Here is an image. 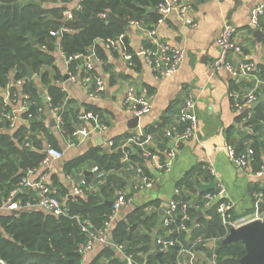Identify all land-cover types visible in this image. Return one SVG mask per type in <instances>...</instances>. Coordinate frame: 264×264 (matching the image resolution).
Listing matches in <instances>:
<instances>
[{
    "label": "crops",
    "instance_id": "crops-1",
    "mask_svg": "<svg viewBox=\"0 0 264 264\" xmlns=\"http://www.w3.org/2000/svg\"><path fill=\"white\" fill-rule=\"evenodd\" d=\"M182 1L190 4L189 16L193 19L195 26L184 21L179 14L172 13L167 21L158 27L160 40L171 41L187 52V57L177 72L170 77L157 76L145 61L142 49L151 47V45L148 43L144 31L133 25L129 26L127 35L130 46L139 58V63L133 60V55L127 52L124 43L119 49L114 50H110L104 45V60L98 57L99 60L95 64L97 74L107 84L105 93L100 96H91L89 87L79 81L73 82L65 79V75H68L69 72V62L59 48L54 53V64L64 79H58L57 72L53 67L47 68L49 84L43 83L40 75L34 74L33 80L45 104L46 97L50 96L49 86L55 85L67 93V99L65 98L62 103L68 101L66 103L68 115H73L74 111H85L91 105L101 109L109 124V129L104 134L93 132L89 136L79 135L76 136L77 138L70 136L63 132L57 124L51 125L55 116L53 112L47 111L46 105L44 116L31 122V119L29 121L23 116L27 104L25 102L27 94L23 90L24 79H12L11 83L0 88V97L4 101L6 109L18 115L16 127L9 133L12 134L25 125L28 138L31 130L30 124L42 121L45 131L40 129L33 132L32 138L25 142V146L45 157L49 147L59 149L64 154L60 159L50 158L48 163L41 162L39 167L30 169L34 171L26 175L31 180H37L42 175H46L47 182L53 187L52 177L56 176L62 189H66L67 194L71 196L74 188L80 185L76 182V176L84 174L85 180V168L87 167V170L91 172L89 175L93 176L88 191L99 192L100 185L104 180L100 181L97 174L92 171L93 166L97 165L93 160L84 161L81 169L76 170L73 175H67L64 168L67 162L84 157L92 149H100L101 154L113 152V149L108 145V142L112 140L116 141V147L121 148L126 145L133 155H139L143 161H133L135 162L134 166L148 168L149 174L147 175L154 180L150 187L135 188L141 181V176L137 172H134L133 169L113 171L126 182V186L117 190L115 196L119 191H123L133 197L132 204L119 212L118 221L125 218L136 207L145 206L148 214L157 213L154 229L158 230L163 221V213L160 211L166 210L175 197L176 188H184L186 196L191 198L196 192H202L204 186L211 182L215 184L213 191L219 190L217 182L223 184L225 192L222 198L230 199L235 203L238 215H252L255 212V194L261 180L240 168L230 158L227 150L231 144L242 147L243 145L241 146L238 141L243 138L244 133L242 115L234 109L230 93L234 90L249 91L254 83L247 78L237 79L225 69L215 70L212 62L219 55L218 35L226 23H231L238 29L237 37L243 43L247 57L256 63L264 75V37L258 41L253 35L255 30H252L250 26L251 10L256 5L263 3L264 0ZM77 2L78 0H75L69 4V9H74L78 5ZM148 21L140 24L150 27L152 24ZM261 30L264 32V18ZM129 54H131L133 66L129 64ZM129 86H134L139 94L153 97L151 110L140 117L139 125L134 129L129 128V122L135 116L130 109L121 104V98ZM262 96L264 97V94ZM189 97H193L195 100V114L199 121L198 131L195 137L177 142L166 132ZM261 124L263 128L264 122ZM81 126L82 123L76 122V130ZM141 132L152 134L151 139L146 141L147 138H144V140L149 149L160 155L162 163L170 161V158L163 153L164 142L168 143V149H175L176 156L171 159L168 169L160 168L152 163L144 157L142 147L128 141L130 136ZM36 138L41 141V148L36 145ZM139 150L142 152L140 153ZM210 169L215 171V176L211 174ZM94 181L96 182L94 183ZM188 181L195 182V187L198 190H189L186 184ZM22 194L24 197L20 199L24 202L38 195L36 190L26 188L23 189ZM61 197L66 204V195L61 193ZM149 207L152 210L149 211ZM193 212L195 218L202 223L195 234L204 238H215V236L206 234V225L213 219L215 211L197 207L193 209ZM9 213L0 211V214ZM221 243L222 241L218 245ZM212 246L213 244L210 243L208 246H203L202 249L208 251ZM103 249L104 247L96 246L84 260L89 257L90 263ZM113 251L115 257L124 264L116 251ZM103 260L106 259L103 258Z\"/></svg>",
    "mask_w": 264,
    "mask_h": 264
},
{
    "label": "trees",
    "instance_id": "trees-1",
    "mask_svg": "<svg viewBox=\"0 0 264 264\" xmlns=\"http://www.w3.org/2000/svg\"><path fill=\"white\" fill-rule=\"evenodd\" d=\"M73 1L75 0H0V88L11 83L12 79H24L23 90L29 98L25 97L28 109L23 116L29 121L42 118L46 104L39 95L35 81L27 78L26 66H30L34 74L40 75L43 83L49 84L48 67H53L58 79L63 80L64 76L58 72L54 64V53L58 48L67 58H72L76 54H88L93 50L104 60V45L108 39L127 33L131 22L142 23L149 20L148 22L153 25L160 16L158 12L153 13L150 9L156 7L161 0H78L77 4L80 7L73 9L74 18L65 22L64 12ZM110 12L121 18H128L129 25L121 27L110 23ZM104 13L107 17H102ZM63 26L67 31L60 36L52 35L51 32L58 31ZM29 36L36 39L38 44H31ZM98 39L101 42H98ZM124 47L133 55V60L139 63L136 52L130 46L128 35ZM82 64V60L71 59L68 65L69 72L82 76L85 72ZM94 72L97 73L96 69ZM49 94L52 105L61 104L67 96L65 91L55 85L49 86ZM262 97L254 110L252 122L257 134L245 136L238 141L241 146L244 141H250V146L255 150V168L264 164V142L258 134L262 130L261 123L264 122ZM3 103L0 97V112L7 110ZM67 111L66 104L62 112V130L77 138L74 135L76 122H80L78 116L83 111H74L73 115H68ZM85 111L97 112L104 116L102 110L93 105ZM1 124L3 130L0 131V202L9 196L26 176L23 174L24 171L39 167L45 158L43 154L25 146V142L32 138L33 132L40 129L45 131L42 121L30 124L28 138L25 125L10 134V123L6 121ZM35 140L36 145L41 148V141L37 138ZM167 146V142L162 145L163 149ZM122 157L121 150L101 154V150L97 148L90 150L82 158L67 162L64 168L67 175H73L76 170L81 169L86 160H93L102 171L107 172L99 192L86 190L85 196H70L66 189H62L58 178L52 177L57 196L62 198L63 193L67 197L68 215L56 216L35 208L25 209L18 215L12 212L0 214V264H83L84 258L78 252V247L87 241V236L74 216L90 221L95 229L105 226L112 210V206L107 202L115 197L117 190L126 186L125 180L113 172L129 168L130 163L122 162ZM130 158L132 163L143 161L139 155L131 154ZM144 171L149 174L148 168ZM92 177L86 175L87 187L92 183ZM186 184L189 190L196 191L195 182L188 181ZM21 197H24L22 193L16 199ZM213 215V219L206 225V234L223 237L226 233L225 228L218 215L215 212ZM157 216L156 212L148 214L145 206L136 207L117 222L112 231L113 239L116 243L124 244L126 249L136 254L140 260L147 259V264H174L176 248L162 254L161 258L157 257V254L147 255L153 246ZM218 252L221 262L238 264L246 253V247L240 240L228 245L221 243ZM89 264L123 263L115 257L111 248H104Z\"/></svg>",
    "mask_w": 264,
    "mask_h": 264
},
{
    "label": "built area",
    "instance_id": "built-area-1",
    "mask_svg": "<svg viewBox=\"0 0 264 264\" xmlns=\"http://www.w3.org/2000/svg\"><path fill=\"white\" fill-rule=\"evenodd\" d=\"M79 7L80 5L76 6V8ZM156 8L160 16L152 26L145 27L139 22H131V25L141 28L149 41L148 43L151 45V47L142 49L145 61L152 67L157 76L167 78L177 72L179 66L187 57V52L184 48L171 41L160 40L158 36L159 25L165 23L172 13L179 14L189 24L195 26V23L189 16L190 4L182 0H161ZM102 17H107V14H102ZM73 18L74 10H65V22ZM263 18L264 2L256 5L251 10L250 26L252 30L261 29ZM65 31H67V28L63 26L58 31L51 33L54 36H60ZM238 34V29L235 25L231 23L224 25L217 38L219 55L213 60L212 65L215 70L225 69L237 79L247 78L254 83V86L249 91L234 90L230 93L234 109L242 115L243 137H245L257 134L252 123L254 119V103L259 101L260 97L264 94V76L256 63L247 57L243 43L238 40ZM126 37L127 33H121L115 38L108 39L105 46L110 50L119 49ZM128 57L130 59L129 64L133 66L134 63L131 60V54ZM71 59L82 60V67L85 72L82 76L68 72V79L73 82L79 81L85 86H88L89 92L93 97L104 94L107 89V84L101 76L94 72L95 64L99 60L95 52L91 50V53L88 54H76L72 58H67V61L69 62ZM25 97L27 99L29 95ZM152 98L150 95L139 94L134 86H129L121 98V104L123 107L130 109L134 116L141 117L151 110ZM66 103L52 105L51 97H46V106L53 112L56 124L61 129L63 125L62 112ZM27 109L28 104L25 105V111ZM17 119L18 115L13 112H0V131L3 130L1 123L6 121L10 123V129H14L17 124ZM78 119L82 123V126L74 132L75 136H89L93 132L104 134L109 129L106 118L97 112L83 111L79 114ZM198 127L199 121L195 114V100L193 97H189L185 100L181 111L176 115L174 121L169 125L166 133L168 136L175 138L177 142H180L195 137ZM260 135L264 142V125ZM151 137V133L141 132L130 136L128 141L142 147L144 157L152 161V163L160 168L168 169L171 165V159L176 156L175 149L165 148L163 150V153L170 158V161L162 163L160 161V155L149 149L146 145V141L151 139ZM144 138H147L146 141ZM248 142L250 141H245L242 147L231 144L227 147V150L230 158L240 168L261 180L255 194V212L252 215H238L235 203L230 199L222 198L225 188L220 182L216 184L219 188L218 191L203 190L202 192H196L191 198L184 196L186 195L184 188H176L175 197L171 200L166 210H164L161 228L153 232V246L147 255L157 254L159 252L164 254L168 253L172 248H176L174 264H226L221 262L218 243L223 241L232 229H238L256 220L264 221V164L259 168H255V150ZM108 145L113 150H121L123 153L122 162L130 163L127 169L136 170L141 176V181L135 188L152 186L154 180L145 174L143 167L134 166L130 158L132 152L126 145H123L121 148L116 147L115 142L112 140L108 142ZM63 155L61 150L49 147L47 156L42 163H48L50 158L60 159ZM33 171L28 170L27 175ZM92 171L97 174L100 181H103L108 174L102 171L98 165L93 166ZM210 172L215 176L213 169H210ZM27 175L20 180L10 195L0 202V211L12 212L13 210L23 211L25 209L35 208L56 216L69 214L66 204L57 196L56 189L47 182L46 175H42L37 180H31ZM79 184V186L74 188L71 196L86 195L85 192L89 187H87V182L84 180V177ZM25 188L36 190L38 195L25 202L20 198L16 199L19 194L23 193V189ZM132 202L133 197L131 195L119 191L112 201V210L108 220L101 229H95L90 221L82 220L79 216H74L81 225L82 231L87 236V241L81 243L78 247V252L84 259L96 246H101L115 250L124 264H147V259L140 260L136 254L128 251L124 244L116 243L113 239L112 231L118 222L119 212L124 207L131 205ZM197 207L215 211L226 231L223 237L209 239L195 234V231L202 226V223L194 216L193 209ZM148 210L150 211L152 208L149 207ZM210 243L213 244L210 250L202 249L203 246H208Z\"/></svg>",
    "mask_w": 264,
    "mask_h": 264
},
{
    "label": "water",
    "instance_id": "water-1",
    "mask_svg": "<svg viewBox=\"0 0 264 264\" xmlns=\"http://www.w3.org/2000/svg\"><path fill=\"white\" fill-rule=\"evenodd\" d=\"M151 12H157V8L153 7L150 9ZM110 23L117 24L121 27H127L129 25V19L128 18H121L117 16L116 14L110 12ZM254 37L261 41V39L264 37V32L261 29H256L253 32ZM30 42L33 45H37L38 41L34 39L32 36H29ZM98 42H101L100 39L97 40ZM91 53V51L89 52ZM27 68V78L33 79L34 77V71L30 66H26ZM69 76L65 75V79H68ZM260 104V101H256L254 103V107ZM49 112L50 110L47 109ZM35 119H31V122H35ZM140 117L135 116L132 118L129 122V128L134 129L139 125ZM51 125H56V120L52 119ZM85 175H89L91 172L87 170V167L85 168ZM136 172V170H134ZM24 175L27 174V171L23 172ZM83 175L76 176V182L80 183L83 180ZM215 188V184L213 182L207 184L204 186L203 190H212ZM109 205H112V201L107 202ZM22 211L20 210H13L12 214L18 215ZM161 213H164L163 210L160 211ZM242 241L246 247V253L243 257L240 258L238 264H264V221L256 220L253 222H250L248 224H245L241 226L238 229H232L229 235L222 241L223 245H228L230 243H233L235 241ZM162 253H157V257L161 258Z\"/></svg>",
    "mask_w": 264,
    "mask_h": 264
},
{
    "label": "rangeland",
    "instance_id": "rangeland-1",
    "mask_svg": "<svg viewBox=\"0 0 264 264\" xmlns=\"http://www.w3.org/2000/svg\"><path fill=\"white\" fill-rule=\"evenodd\" d=\"M86 260H84L85 262L83 264H89V257Z\"/></svg>",
    "mask_w": 264,
    "mask_h": 264
}]
</instances>
